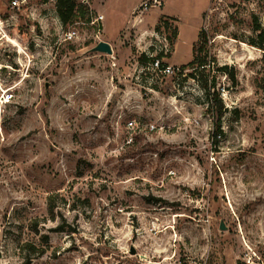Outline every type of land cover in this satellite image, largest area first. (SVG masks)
<instances>
[{
    "label": "rangeland",
    "instance_id": "1",
    "mask_svg": "<svg viewBox=\"0 0 264 264\" xmlns=\"http://www.w3.org/2000/svg\"><path fill=\"white\" fill-rule=\"evenodd\" d=\"M18 1L0 0V264H264V0H78L90 21L67 24ZM201 30L204 68L143 71L188 64Z\"/></svg>",
    "mask_w": 264,
    "mask_h": 264
},
{
    "label": "trees",
    "instance_id": "2",
    "mask_svg": "<svg viewBox=\"0 0 264 264\" xmlns=\"http://www.w3.org/2000/svg\"><path fill=\"white\" fill-rule=\"evenodd\" d=\"M56 1V12L57 15L62 22V24H67L69 22L75 21L79 16L81 18L86 17V21H90V12L87 11L86 6H84L82 3H77L78 0H55ZM173 20V18H171ZM169 18L165 17L161 20V23L165 24L166 28H169ZM255 31H257V36L255 40H253L250 44L252 46L258 47L263 50L264 53V29L259 24H256ZM178 30L176 27L172 30V37H167V40L169 44L172 46L177 39ZM206 42V33L204 30H201L197 36V40L192 45V60L186 64L180 66L181 72L187 69L188 67L194 68L196 66L205 67V60L203 56L201 55L203 49H204V43ZM165 57H169V54H165L163 51H160L157 53L155 57L148 56L145 53H142L138 61L143 65L142 67H145L150 63L151 61L158 59L160 61V65H166L167 63L163 61ZM197 69L195 68V71ZM220 70H227V67H221ZM191 77H195V73H190ZM202 87L205 90V94L207 95L209 103V109L211 111L215 112L216 120L220 122L221 117L224 114V105L222 102V99L219 96V93L215 91V81L212 79L210 83L203 82ZM217 134L215 135V137ZM25 246H27L30 250H35V247L32 244L26 243ZM41 254L44 253V250L40 251ZM238 264H244L242 262H238Z\"/></svg>",
    "mask_w": 264,
    "mask_h": 264
},
{
    "label": "built area",
    "instance_id": "3",
    "mask_svg": "<svg viewBox=\"0 0 264 264\" xmlns=\"http://www.w3.org/2000/svg\"><path fill=\"white\" fill-rule=\"evenodd\" d=\"M12 5L17 6L19 4L18 0H12ZM161 5L160 0H143L140 2V4L135 8L134 12L138 15H142L143 13L156 8ZM133 12V14H135ZM103 19L102 15H98L95 19L91 21L92 24L99 22ZM77 37V31L74 28H70L66 30L62 35L63 41H72L74 38ZM144 70H150L152 72H155L157 75L160 74L161 76H168L175 73V70H180V67L174 66V65H160V61L158 59H155L148 63L147 66L143 67ZM129 128H134V122L133 120L128 121ZM153 128V127H152Z\"/></svg>",
    "mask_w": 264,
    "mask_h": 264
},
{
    "label": "water",
    "instance_id": "4",
    "mask_svg": "<svg viewBox=\"0 0 264 264\" xmlns=\"http://www.w3.org/2000/svg\"><path fill=\"white\" fill-rule=\"evenodd\" d=\"M92 51L102 52V53H106V54H111L112 53V48H111V45L108 42H106V41H99L92 48ZM220 229H223V230L225 229V226H224V224L222 222L220 224Z\"/></svg>",
    "mask_w": 264,
    "mask_h": 264
},
{
    "label": "crops",
    "instance_id": "5",
    "mask_svg": "<svg viewBox=\"0 0 264 264\" xmlns=\"http://www.w3.org/2000/svg\"><path fill=\"white\" fill-rule=\"evenodd\" d=\"M140 2H141V1H140ZM140 2H139L137 5H139ZM163 4H164V3H163ZM137 5H136L135 7L132 8V14H133L135 8L137 7ZM209 5H210V4H209ZM209 5H208V7L206 8V10L209 8ZM206 10H205V11H206ZM205 11H204V12H205ZM99 15H102V14H99ZM102 16H103V18H104V15H102ZM181 35H182V31H181V29H180V27H179L178 36H177V41H176V43H175L174 54H176V51H177V49H178V47H179L178 43H179V40H180V38H181ZM196 39H197V35H196ZM196 39H195L194 41H196ZM194 41H193V42H194ZM193 42H192V44H193Z\"/></svg>",
    "mask_w": 264,
    "mask_h": 264
}]
</instances>
